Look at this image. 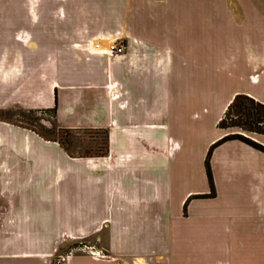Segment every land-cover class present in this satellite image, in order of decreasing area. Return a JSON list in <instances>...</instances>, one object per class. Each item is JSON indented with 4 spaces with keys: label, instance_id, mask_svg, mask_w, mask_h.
I'll return each mask as SVG.
<instances>
[{
    "label": "crops",
    "instance_id": "1",
    "mask_svg": "<svg viewBox=\"0 0 264 264\" xmlns=\"http://www.w3.org/2000/svg\"><path fill=\"white\" fill-rule=\"evenodd\" d=\"M213 64L224 96H204ZM237 94L264 105V0H0V113L56 106L62 128L107 138L73 158L0 120V264H52L67 241L102 253L64 264H264L263 152L223 143L214 197L191 198Z\"/></svg>",
    "mask_w": 264,
    "mask_h": 264
},
{
    "label": "rangeland",
    "instance_id": "2",
    "mask_svg": "<svg viewBox=\"0 0 264 264\" xmlns=\"http://www.w3.org/2000/svg\"><path fill=\"white\" fill-rule=\"evenodd\" d=\"M208 44L212 51H217L218 41L216 37H202L195 38L194 40L201 45ZM121 46V45H120ZM123 48V47H122ZM207 79L202 78L203 84L201 85L204 91V96H224L223 95V79L218 77V68L216 64L213 67L204 69ZM209 77V79H208ZM226 86V83H225ZM0 120L6 121L10 124L30 129L42 136L44 140L56 141L64 149L73 156L78 155H94L100 148L105 140V134L102 130H69L62 128L58 125L54 113L45 110H29L13 107V105L0 113ZM199 166L194 165L193 174H198ZM0 217L3 220L5 214V201L1 200ZM0 219V220H1ZM91 243H78L76 241H67L63 248L57 253L52 260V264H64V259L70 255L79 252H88L93 249L94 253L101 255L102 252L94 249Z\"/></svg>",
    "mask_w": 264,
    "mask_h": 264
},
{
    "label": "trees",
    "instance_id": "3",
    "mask_svg": "<svg viewBox=\"0 0 264 264\" xmlns=\"http://www.w3.org/2000/svg\"><path fill=\"white\" fill-rule=\"evenodd\" d=\"M49 111H51L55 115L56 106H54L53 109ZM217 128L223 131L224 135L219 140L215 141L209 146L204 159V169L209 185V194L197 195L191 198L200 199L214 197L215 193L210 172L209 159L213 150L222 145L223 143L232 140H237L264 153V147L251 140V137L253 136H264V105L248 97L247 95L237 94L233 97L231 102L226 107L223 116L219 120ZM40 137L43 138L42 136ZM64 151L67 153L68 156L73 158L103 157L106 155L107 152L106 134L105 140L102 143V148H100L99 151L94 155L89 154L73 156L68 152V150L64 149Z\"/></svg>",
    "mask_w": 264,
    "mask_h": 264
},
{
    "label": "built area",
    "instance_id": "4",
    "mask_svg": "<svg viewBox=\"0 0 264 264\" xmlns=\"http://www.w3.org/2000/svg\"><path fill=\"white\" fill-rule=\"evenodd\" d=\"M107 52L112 56H120L123 53V48L122 46L118 45L116 42H112L108 46Z\"/></svg>",
    "mask_w": 264,
    "mask_h": 264
},
{
    "label": "bare ground",
    "instance_id": "5",
    "mask_svg": "<svg viewBox=\"0 0 264 264\" xmlns=\"http://www.w3.org/2000/svg\"><path fill=\"white\" fill-rule=\"evenodd\" d=\"M92 45H94V43Z\"/></svg>",
    "mask_w": 264,
    "mask_h": 264
}]
</instances>
